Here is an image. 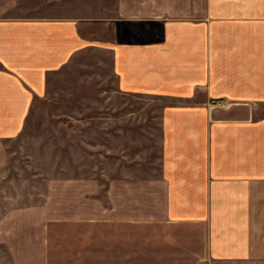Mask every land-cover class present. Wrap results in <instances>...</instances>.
Returning <instances> with one entry per match:
<instances>
[{
	"label": "crops",
	"instance_id": "1",
	"mask_svg": "<svg viewBox=\"0 0 264 264\" xmlns=\"http://www.w3.org/2000/svg\"><path fill=\"white\" fill-rule=\"evenodd\" d=\"M71 64L95 70L106 163L1 214L3 239L28 236L11 264H69L53 241L69 222L95 224L109 264H264V0H0V172Z\"/></svg>",
	"mask_w": 264,
	"mask_h": 264
},
{
	"label": "rangeland",
	"instance_id": "2",
	"mask_svg": "<svg viewBox=\"0 0 264 264\" xmlns=\"http://www.w3.org/2000/svg\"><path fill=\"white\" fill-rule=\"evenodd\" d=\"M26 1L19 0V4ZM52 1L56 5L64 2ZM83 73L71 64L53 76L47 96L33 103L20 132L5 142L6 159L0 172V216L11 208L41 207L47 179L92 182L95 181V163H106L95 157V117H107L108 110L95 107V70ZM103 96L106 94H99L98 99L102 100ZM89 200L84 197V204H90ZM12 223L0 221V264H11L5 244H27L28 236L21 235V230L15 228H10V236L2 238L3 230ZM56 227L62 236L52 238L57 245H63L62 249L69 250L66 263L116 261L115 255L108 251L107 238L95 237L94 223L69 222ZM79 229H83V236L78 233ZM81 255L84 259L74 262L73 258L81 259Z\"/></svg>",
	"mask_w": 264,
	"mask_h": 264
}]
</instances>
